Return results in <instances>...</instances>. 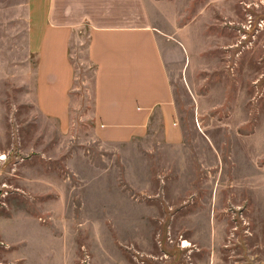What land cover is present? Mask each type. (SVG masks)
I'll return each instance as SVG.
<instances>
[{"label": "rangeland", "instance_id": "rangeland-1", "mask_svg": "<svg viewBox=\"0 0 264 264\" xmlns=\"http://www.w3.org/2000/svg\"><path fill=\"white\" fill-rule=\"evenodd\" d=\"M30 1L0 0V264H264V0H147L178 145L158 116L144 139L96 138L88 28L69 130L41 114Z\"/></svg>", "mask_w": 264, "mask_h": 264}, {"label": "crops", "instance_id": "crops-1", "mask_svg": "<svg viewBox=\"0 0 264 264\" xmlns=\"http://www.w3.org/2000/svg\"><path fill=\"white\" fill-rule=\"evenodd\" d=\"M30 3L41 5L40 23L33 31L35 102L41 114L69 130L76 80L71 49L79 33L88 28L96 138L108 144L144 139L158 116L165 143L183 142L169 68L172 47L155 28L147 0Z\"/></svg>", "mask_w": 264, "mask_h": 264}, {"label": "bare ground", "instance_id": "bare-ground-1", "mask_svg": "<svg viewBox=\"0 0 264 264\" xmlns=\"http://www.w3.org/2000/svg\"><path fill=\"white\" fill-rule=\"evenodd\" d=\"M187 244V243H186ZM186 246V245H185ZM188 246V245H187Z\"/></svg>", "mask_w": 264, "mask_h": 264}]
</instances>
